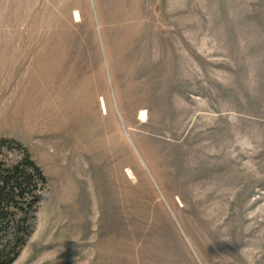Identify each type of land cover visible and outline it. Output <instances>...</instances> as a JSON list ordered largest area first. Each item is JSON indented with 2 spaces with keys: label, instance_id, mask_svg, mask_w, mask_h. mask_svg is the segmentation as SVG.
Wrapping results in <instances>:
<instances>
[{
  "label": "rangeland",
  "instance_id": "1",
  "mask_svg": "<svg viewBox=\"0 0 264 264\" xmlns=\"http://www.w3.org/2000/svg\"><path fill=\"white\" fill-rule=\"evenodd\" d=\"M0 140L11 264H264V0H0Z\"/></svg>",
  "mask_w": 264,
  "mask_h": 264
},
{
  "label": "trees",
  "instance_id": "2",
  "mask_svg": "<svg viewBox=\"0 0 264 264\" xmlns=\"http://www.w3.org/2000/svg\"><path fill=\"white\" fill-rule=\"evenodd\" d=\"M12 144L0 140V155ZM45 186L42 171L26 151L12 165L0 159V264H11L30 236V220Z\"/></svg>",
  "mask_w": 264,
  "mask_h": 264
},
{
  "label": "bare ground",
  "instance_id": "3",
  "mask_svg": "<svg viewBox=\"0 0 264 264\" xmlns=\"http://www.w3.org/2000/svg\"><path fill=\"white\" fill-rule=\"evenodd\" d=\"M75 16H76V18H77V15H76V14H75ZM101 109H102V111L105 110L103 104H101ZM140 119H141L142 121L145 119L144 113H140Z\"/></svg>",
  "mask_w": 264,
  "mask_h": 264
}]
</instances>
